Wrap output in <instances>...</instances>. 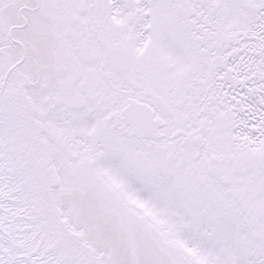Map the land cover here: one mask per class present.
<instances>
[{
    "label": "snow or ice",
    "instance_id": "1",
    "mask_svg": "<svg viewBox=\"0 0 264 264\" xmlns=\"http://www.w3.org/2000/svg\"><path fill=\"white\" fill-rule=\"evenodd\" d=\"M0 264H264V0H0Z\"/></svg>",
    "mask_w": 264,
    "mask_h": 264
}]
</instances>
